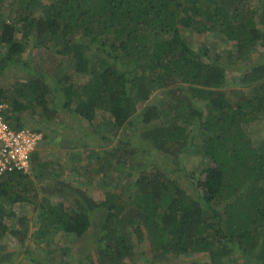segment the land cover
<instances>
[{
	"label": "trees",
	"instance_id": "obj_1",
	"mask_svg": "<svg viewBox=\"0 0 264 264\" xmlns=\"http://www.w3.org/2000/svg\"><path fill=\"white\" fill-rule=\"evenodd\" d=\"M189 33L230 43L237 85L226 86L227 62ZM27 38L59 55V69L0 85L5 118L15 129L27 126V111L87 121L92 148L72 165L79 181L98 177L103 197L67 180L37 187L33 174H45L36 150L30 172L0 174V241L10 233L26 243L33 206L36 245L67 228L92 237L87 251L78 247L80 264L196 254L188 264H264V136H252L264 123V0H0V71L21 60ZM158 89L161 101L148 103ZM127 119L142 123L139 142L121 135ZM186 155L202 170L193 187L174 173ZM11 261L0 253V264Z\"/></svg>",
	"mask_w": 264,
	"mask_h": 264
},
{
	"label": "rangeland",
	"instance_id": "obj_2",
	"mask_svg": "<svg viewBox=\"0 0 264 264\" xmlns=\"http://www.w3.org/2000/svg\"><path fill=\"white\" fill-rule=\"evenodd\" d=\"M187 37L190 38L196 47H207L213 58L218 57L220 60L226 61L229 66L226 86L232 87L237 85V75L239 74V70L237 68L239 65L235 63L233 58L230 59L226 53L230 49V43L223 38L212 40L211 36L207 33L202 35L189 33L187 34ZM27 40L28 42L26 44L27 48L25 49V52L19 55L21 60L19 62L10 63L0 71L1 86L9 87L16 82L25 81L30 77L32 72L43 71L50 74L49 72H52L54 68L55 70L56 68L59 69L56 61V59L59 58V55L53 54L52 49L50 50L46 47H40L37 44L32 43V41L28 38ZM261 52L262 51H258L256 53L257 57L262 54ZM253 55L256 57L255 54ZM110 62V59H108L107 62L103 61L102 66H107ZM61 71L63 72V68ZM71 74H73L72 71ZM74 75L79 78L89 77L88 74L81 72ZM50 78L53 80L52 76ZM162 97V91L161 89H158L151 95L148 103H159ZM98 116L103 117L106 120L111 119V114L106 111L98 112ZM38 117L39 118L34 116V113L30 111H27L25 115L27 127L40 126L43 128L42 131L44 134V137L39 145V149L37 150V158L42 160L41 162L44 163L41 170H44L45 178H39L34 173L32 178L35 181V185L37 187H41L46 182L48 185L53 184L56 179L67 180L70 181L71 184L74 183L75 186H81L82 189L84 188L88 190V192L97 199L103 197L98 177H93L92 179L86 178L84 181H79L77 179L76 170L72 165L74 160L77 159L81 153L85 152L89 148H92V143H88L86 137V132L92 131L90 124L76 114H73L69 120H67L64 115V118L60 119V122H56L55 120H46L45 118H40V116ZM99 117L96 122L99 121ZM126 122L127 123L120 129V132H123L121 135L128 137L135 142H139L140 137L138 131H140L142 123L136 121L137 125L135 126L134 122H131L130 119L129 121L127 119ZM252 136H264V123H256L252 130ZM94 144L96 145L97 142H94ZM150 158L154 159V156L152 155ZM185 163L186 168L184 170L174 169V173L183 177V181L188 187H193V182L196 181L198 173L202 170L198 172L196 170L198 163L196 157L186 155ZM171 166L172 168H170V170L175 168L174 165ZM185 178L189 181L188 183H186ZM57 198L58 197L53 196L54 200H57ZM16 207L19 210L23 209L21 206ZM31 207L29 208L30 213L28 217L30 229H33L32 220L34 217V209ZM30 229L26 243L23 246L18 239L10 233H8L6 237L0 241V253L3 254L6 261H10V259L12 260L10 264H45V261H49L50 264H57L58 261H60V255L62 254L64 247L70 248L67 250V253L70 256H68V259L64 264H80V257H82L83 254H81V251L78 250V247L82 245L85 248V251H87L86 245L88 243L86 241L87 239L92 240V237L85 238L79 235V233H69L67 232V228L60 230L51 240V243L45 245L42 243V245L38 246L34 243L33 238L31 237ZM75 240H78L79 242L75 243ZM33 247H35V254L42 258L41 263L34 261L30 256L31 254L27 251L28 248L32 249ZM49 250H52V253ZM53 255L56 256L55 259L52 258ZM192 257L198 258L202 256L200 254L172 256L170 261L171 264H188Z\"/></svg>",
	"mask_w": 264,
	"mask_h": 264
},
{
	"label": "built area",
	"instance_id": "obj_3",
	"mask_svg": "<svg viewBox=\"0 0 264 264\" xmlns=\"http://www.w3.org/2000/svg\"><path fill=\"white\" fill-rule=\"evenodd\" d=\"M8 104L0 102V174L31 171L34 151L44 137L43 131L32 127L13 128L5 118Z\"/></svg>",
	"mask_w": 264,
	"mask_h": 264
}]
</instances>
